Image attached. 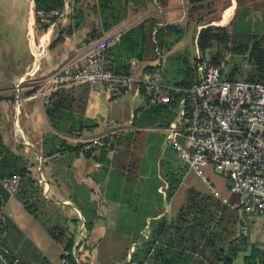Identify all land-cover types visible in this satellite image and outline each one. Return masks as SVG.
<instances>
[{
  "label": "crops",
  "instance_id": "0c3cea01",
  "mask_svg": "<svg viewBox=\"0 0 264 264\" xmlns=\"http://www.w3.org/2000/svg\"><path fill=\"white\" fill-rule=\"evenodd\" d=\"M65 5L70 8L68 16L58 18L43 30L36 22L34 0H0V17L4 19L0 24L1 132L5 143L25 159L41 187L37 214L25 207L18 192L9 196L3 214L15 228L11 229L6 243L20 264H40L42 257L57 264L70 239L74 238V247L80 240L78 229L84 220L90 225L86 224L81 256L88 264H222L218 258L206 259L198 252L184 250L180 245L181 232L173 229L167 237L159 233L163 231L162 225H172L184 204L186 195L179 192L192 171L187 169L188 164L172 165V157L168 155L169 171H165L162 146L159 153L154 151L156 142L151 127L155 125L163 127L161 145L166 150L169 146L175 148L168 142L167 133L170 122L176 121V113L180 111L178 101L158 113L145 112L150 108L147 97L135 90L114 97L102 83L73 85L65 89L73 90L78 98L85 97V117L94 119L98 126L69 134L70 123L64 124L62 131L52 125L44 98L27 94L36 86L31 80L24 84V99L17 109L14 87L34 63L36 50L46 48L39 72L43 77L66 63L94 27L102 26L99 0H66ZM170 5L171 0L167 7L159 6L154 0L131 2L130 9L134 10H130L125 20L138 12H151L145 19L156 16L160 24L170 23L159 14ZM68 26H72V34L64 32V40L54 43ZM20 39L23 43L28 40V47H23L24 58L19 51ZM131 63L135 75L145 73L146 63L135 59ZM76 114H80L78 109ZM117 129L124 132V137L104 162L96 158L98 148L92 156L71 151L48 155L53 147H59L60 138L75 145ZM205 171L211 175L210 165ZM181 172L184 174L181 184L168 196L170 176ZM223 176L216 177L219 186L226 185ZM209 180L202 190L211 191L232 208L247 197L245 193L239 202L236 200L239 195L232 198L227 192L223 194L214 182L210 188ZM240 214L234 236L245 234L251 245L264 249V217L257 213ZM51 228H59L62 237L53 236ZM219 233L222 237L221 230ZM251 247L240 252L231 264H246L244 257Z\"/></svg>",
  "mask_w": 264,
  "mask_h": 264
},
{
  "label": "trees",
  "instance_id": "16d2710c",
  "mask_svg": "<svg viewBox=\"0 0 264 264\" xmlns=\"http://www.w3.org/2000/svg\"><path fill=\"white\" fill-rule=\"evenodd\" d=\"M34 1L36 22L43 30L58 19V17L47 16V13L53 9L63 8L66 3V0ZM142 1L99 0L102 26L101 28L94 27L86 40L102 35L104 31L125 20L130 10H134L130 9V3L137 4ZM154 1L161 7H167L170 2V0ZM214 2L215 0H189V20L197 22L198 25H204L196 37V46L202 54L201 58L195 56L191 59L189 49L182 54H169L173 47L183 39L187 28L174 23L160 24L161 20L158 17L150 16L131 27L123 34L120 42L109 49L113 57L115 71L121 75L134 76L131 62L135 59L146 63L144 71L147 73L159 65L163 67V55L167 54V59L171 61L172 65H175L174 67H163L164 79L167 78L165 83L184 88L190 87L196 82L198 77L197 62L208 59L213 65L221 67L226 62L227 56L232 55L242 57L248 67H245L243 63H234L228 71L229 76L221 67L227 77L264 82V24L262 25V22H252L249 11L242 8L239 9V19L233 20L231 27L209 24V22H205L206 12L203 10L212 9ZM239 4H241L240 0ZM64 32L72 34V26L64 28L54 43L64 40ZM37 89L38 87H34L27 94H32ZM142 94L145 95L143 91ZM85 102V97L78 98L73 90L59 89L53 93L50 102L46 104V114L57 130L62 131L63 125L66 123H70L68 127L69 134H73L75 130L79 132L85 129L92 130L98 126V123L94 119L85 117ZM167 106L168 104L151 105L145 112L154 111L158 113ZM76 109L79 110V115L76 114ZM54 137L58 138L57 135H54ZM123 137L124 132L117 136L116 141L112 143L110 148L107 147L108 145L87 148V142H79L73 145L60 138L59 147H53L48 155L52 156L55 153L71 151L92 156L98 148L99 156L96 158L104 162L109 158V150L114 149L115 151L118 142ZM103 140L107 142L108 137H104ZM26 164L25 159L5 143L0 125V209L4 208L10 196L2 184V179L19 175L22 178L21 187L18 191L19 197L31 213L37 214L39 210L37 203L41 187L36 184V180ZM183 176L182 172L170 176L168 196L175 193L183 180ZM238 211V207L232 208L230 205L223 203L211 191L189 187L186 200L180 207L172 225H162V228L164 227L163 231H159V233L167 237V234L173 229L175 232H181L182 242L180 245L184 250L198 252L206 259L210 256L212 259L218 258L222 264H231L240 252L248 251L249 246H252L249 254L244 257L245 263L264 264L263 248L251 245L249 237L245 234L234 236V229H236L237 221L240 220ZM166 220L163 219L162 221L166 222ZM86 224L90 225V222H86ZM13 228H15L13 222L3 215V219L0 220V246L10 249L9 257L12 260L16 257L6 241ZM59 230V228H51L50 232L56 238H60L63 233H59ZM220 230L222 237L219 233ZM182 237L186 241H183ZM167 243L169 244L168 239ZM67 248L74 249L73 237L68 242ZM81 258L83 264H88L84 261V256H81ZM41 259L40 264H51L46 257Z\"/></svg>",
  "mask_w": 264,
  "mask_h": 264
},
{
  "label": "built area",
  "instance_id": "2783aa9c",
  "mask_svg": "<svg viewBox=\"0 0 264 264\" xmlns=\"http://www.w3.org/2000/svg\"><path fill=\"white\" fill-rule=\"evenodd\" d=\"M69 12V6L65 5L53 9L47 16L61 18ZM144 19L139 15L132 21H122L100 36L82 41L66 63L43 77L39 76L40 60L46 48L36 50L34 63L14 87L17 109L24 99V84L31 80L38 89L30 96L42 97L46 104L57 90L81 83H102L114 97L131 90L137 94L143 91L149 106L178 101L182 120L170 122L168 142L175 146L191 170L201 173L203 168L214 165L232 180L234 190L246 193V199L237 206L240 213H257L264 217V82L230 79L221 67L208 59L197 62L198 77L190 87L166 84L160 65L143 75L118 74L109 49ZM196 51L201 58L199 48ZM122 132L117 129L96 137L88 141L86 147L108 145L110 148ZM180 134L188 138L190 150L179 142L177 136ZM104 137H108L107 142ZM113 152L114 149H110L109 156ZM21 183L19 175L2 179L10 195L19 191ZM3 215L0 209V220ZM85 231L86 223L82 220L80 240L73 250H64L57 264H83L81 251L85 248ZM246 231L244 226L243 232ZM0 264L20 263L17 258L12 260L9 250L0 246Z\"/></svg>",
  "mask_w": 264,
  "mask_h": 264
},
{
  "label": "rangeland",
  "instance_id": "374dc122",
  "mask_svg": "<svg viewBox=\"0 0 264 264\" xmlns=\"http://www.w3.org/2000/svg\"><path fill=\"white\" fill-rule=\"evenodd\" d=\"M240 1H241V4H239V0H215V2L213 3L212 9L203 10L206 12L205 22H209V24H214V25H221V26L227 25L231 27L233 20L239 19V9L242 8V9L249 11V15H250L252 22H255V23L262 22V25H263L264 24V0H240ZM189 6H190L189 0H171L170 8L167 9L166 11L163 10L159 14L162 16L164 21L174 23V24H180V25L186 26L187 28V32L184 35L183 39L173 47L172 51L169 52V54L171 55L182 54L184 53L185 50L189 49L190 57L191 59H193L195 56L198 57L197 52L195 51L197 49L196 37L198 35L199 30L204 25L203 24L198 25L197 22L189 20L188 18ZM230 8H233L232 15L228 17V19H224ZM129 13H131V11ZM146 14L150 15L151 12H147ZM146 14L143 12L135 13L133 16L128 18L127 21H132L134 18H136L139 15L145 17L147 16ZM1 22H4V19L0 17V24ZM5 36H7V34H5L4 37ZM19 45H20L19 51L21 53V57L24 58L23 47H28V40L25 39L23 43L22 40L20 39ZM200 56L202 57L201 53H200ZM163 62L165 64V68L167 66L174 67L175 65V64L172 65L171 61L167 59V54L163 56ZM234 63H243L245 67H248V65L243 61L242 57H239V56L234 57L232 55H228L226 62H224V64L221 66L224 69V72L228 76H229L228 71H230V68ZM163 71H164V68H163ZM26 83H29V82H26ZM14 98H15V95H14ZM175 118L177 121L182 120L180 112L176 113ZM151 130L153 131L152 135L154 136L155 142H156V147L154 148V151L159 153V151L161 150L160 147L162 146L163 148L161 158L163 160L162 164L164 166L165 171L167 172L169 171L168 162H167L169 161L168 156L172 157V165H175L177 162L176 165L182 164L186 166L187 162L182 157V155L179 154V151L176 148L169 146V148L166 150L165 146L161 145L160 143L161 141L159 140H162V135H163L162 125H155L151 127ZM177 138L179 142L182 144V146L190 150V142L186 136L180 134L177 136ZM93 139L95 138L89 139L88 141L93 140ZM166 151H167V154H166ZM210 167L212 168L211 175L207 174V172L205 171V168H203L201 173H197L196 171L192 170L190 173L191 176L185 178L184 184L182 185L180 189L179 195H186L187 190L190 186L204 189V187L208 185L205 183V181L210 179L209 180L211 182L210 188L212 187L213 182H214L216 187L218 188L220 187L219 189L222 191L223 194H226L227 192L230 196L232 195V198L234 194L239 195V197L236 200H239V202L242 201V199L244 198L246 194L239 193L236 190H234L232 180L229 177L225 176L219 169H217L216 166L210 165ZM187 169L191 170L189 167H187ZM222 175H224L226 178V181H225L226 185L223 184L222 186H219L215 180H216V177L220 178L222 177ZM239 214H240V210H239ZM78 234H79V229H78Z\"/></svg>",
  "mask_w": 264,
  "mask_h": 264
},
{
  "label": "bare ground",
  "instance_id": "6f19581e",
  "mask_svg": "<svg viewBox=\"0 0 264 264\" xmlns=\"http://www.w3.org/2000/svg\"><path fill=\"white\" fill-rule=\"evenodd\" d=\"M233 13V8H230L226 14V17L224 19H228V17H230Z\"/></svg>",
  "mask_w": 264,
  "mask_h": 264
}]
</instances>
